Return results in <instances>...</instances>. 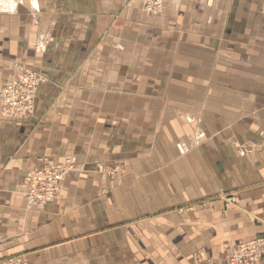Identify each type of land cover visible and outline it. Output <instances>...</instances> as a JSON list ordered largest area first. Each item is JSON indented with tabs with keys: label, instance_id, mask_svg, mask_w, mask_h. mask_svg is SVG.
Returning a JSON list of instances; mask_svg holds the SVG:
<instances>
[{
	"label": "crops",
	"instance_id": "crops-1",
	"mask_svg": "<svg viewBox=\"0 0 264 264\" xmlns=\"http://www.w3.org/2000/svg\"><path fill=\"white\" fill-rule=\"evenodd\" d=\"M177 1L0 0V90L47 78L27 120L0 108V262L228 264L264 236V0ZM68 156L29 208L24 177Z\"/></svg>",
	"mask_w": 264,
	"mask_h": 264
},
{
	"label": "built area",
	"instance_id": "built-area-1",
	"mask_svg": "<svg viewBox=\"0 0 264 264\" xmlns=\"http://www.w3.org/2000/svg\"><path fill=\"white\" fill-rule=\"evenodd\" d=\"M177 0H141L148 16H161L167 2ZM0 90V108L3 118L24 121L35 111L39 87L45 79L26 66H18L13 77ZM76 156H68L62 163L50 164L44 159L40 168L29 172L20 185L27 205L31 209L43 210L58 196L61 183L78 170ZM228 264H264V236L234 244L227 258ZM199 264H213L210 260L199 259ZM0 264H27L22 257L2 260Z\"/></svg>",
	"mask_w": 264,
	"mask_h": 264
},
{
	"label": "rangeland",
	"instance_id": "rangeland-1",
	"mask_svg": "<svg viewBox=\"0 0 264 264\" xmlns=\"http://www.w3.org/2000/svg\"><path fill=\"white\" fill-rule=\"evenodd\" d=\"M0 10H1V9H0ZM19 66H26L27 68L33 70L32 68H30L29 66H27V65H25V64H22V65H19ZM33 71H35V70H33ZM35 72H36V73L38 72V73H39V74L45 79V82H47V78L44 77L39 71H35ZM26 120H27V119H26ZM238 147H239V146H238ZM116 169H117V168H116ZM115 171H116V170H115ZM221 192H222L221 194H223V195L225 194V193H224L225 191L222 190ZM224 197H225V195H224ZM224 200H227L229 203H232V200H231L230 197H229V199L225 197ZM229 200H230V201H229ZM225 203H226V202H225ZM235 205H236V204H235ZM230 249H231V247L229 248V250H230ZM228 252H229V251H228ZM199 259L202 260V259H205V258H203V257H202V258L199 257V258L197 259V263H198V260H199ZM205 260H210V261H212L211 259H205ZM212 262H213V261H212ZM213 264H214V262H213Z\"/></svg>",
	"mask_w": 264,
	"mask_h": 264
},
{
	"label": "bare ground",
	"instance_id": "bare-ground-1",
	"mask_svg": "<svg viewBox=\"0 0 264 264\" xmlns=\"http://www.w3.org/2000/svg\"><path fill=\"white\" fill-rule=\"evenodd\" d=\"M178 2V1H177ZM143 6H144V3H143ZM144 11H145V9H144Z\"/></svg>",
	"mask_w": 264,
	"mask_h": 264
}]
</instances>
